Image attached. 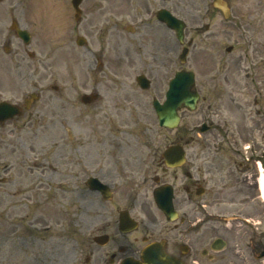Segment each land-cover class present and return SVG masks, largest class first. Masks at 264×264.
<instances>
[{
	"label": "flooded vegetation",
	"instance_id": "obj_1",
	"mask_svg": "<svg viewBox=\"0 0 264 264\" xmlns=\"http://www.w3.org/2000/svg\"><path fill=\"white\" fill-rule=\"evenodd\" d=\"M52 1L60 6L61 25L72 31L71 40L83 35L87 37L86 42L91 41L92 47H84L81 54L91 66L99 62V68L91 69L104 76L113 72L115 36L118 41L135 47L139 56V61L134 60L130 65L125 61L128 66H147L142 48L158 46V22L153 21L156 14L150 7H145L146 15L140 18L143 27L138 32L134 27L133 31L126 28L133 39H123L122 33L115 34L114 15L119 12L115 8L125 5L123 0H81L78 15L74 0H29L31 11H19L21 15L15 17L17 8L13 7L11 20L16 18L23 27L30 28L22 20L30 24L33 14ZM232 1L227 0L228 17L220 9L213 10L211 0H188L177 8L178 14L187 21L191 53L198 50L202 63L206 62L205 55L213 57L207 39L219 35L223 38L221 48L216 52L213 50L218 54L219 71L215 74L219 76L207 83L208 86L219 84L217 139L220 152L209 158L189 150L182 165L167 168L163 156L158 154V118L154 129L151 119L147 118L151 105L148 106L144 98L135 97V108L126 115L118 114L120 125L127 127L120 129L121 134L98 130L103 133L99 137L104 141L98 140L90 165L93 174L112 189V197L105 199L95 190V197L82 201L84 211L80 214L74 246L57 251L59 246L51 247L49 237L36 240L33 230L27 228L22 231V236L14 238L16 242L11 250L4 248L6 240H0V264H125V261H128L126 264H149L143 253L153 258L154 264H264V199L260 180L264 174V99L258 92L264 86L262 89L253 86L254 109L248 106L243 109L242 103L243 96L250 91L249 85L258 83L251 74H264L258 71L260 67L264 68V34L255 37L257 18L252 23ZM216 13L222 17V22L219 32L214 29L215 34L210 33V28L214 25L212 14L215 16ZM5 14L0 11L1 47L4 42L11 45L12 41L10 36L3 41L6 35L1 28ZM7 50L13 65L5 64L0 53V72L2 68L10 67L17 74H24L26 63L22 54L28 49L13 50L9 46ZM193 58L198 62L197 54ZM243 74L250 76L247 78ZM261 80L264 85V76ZM200 89L202 93L207 88L202 86ZM11 93L14 100L9 98L10 102L20 104L16 86L11 87ZM155 97L158 98V81L155 82ZM93 106L100 111L102 103L96 102ZM32 107L23 110L20 116L0 122V138L5 145L16 147L11 139L20 119L24 125L33 119ZM110 108L108 103L107 110L97 114L98 121L109 119ZM210 125L214 126L213 123ZM195 138L192 134L180 135L175 142L194 148ZM247 141L253 142L252 150L243 149ZM201 156L206 159L203 166L196 161ZM5 180L0 176V183ZM163 184L172 187L176 212L172 220L154 198L155 190ZM198 190L204 193L209 190L215 199L222 198L224 191H234V199L230 202L236 204V214H198ZM208 202L210 200H205L203 206L208 207ZM147 247L148 251H145ZM36 248L38 252H35ZM51 249L56 251L51 252Z\"/></svg>",
	"mask_w": 264,
	"mask_h": 264
},
{
	"label": "rangeland",
	"instance_id": "obj_2",
	"mask_svg": "<svg viewBox=\"0 0 264 264\" xmlns=\"http://www.w3.org/2000/svg\"><path fill=\"white\" fill-rule=\"evenodd\" d=\"M123 1H125V5H116L115 10L119 12H115L114 15L115 26L113 31L115 34H124L123 39H127V37L131 38L132 35L125 29V26L145 16L144 7L150 6L152 10H157L166 6L174 11L176 3L180 0ZM28 2L29 0H2L0 2V9H2L0 11L6 13L1 28L6 35L3 41L10 36L12 40L10 46L13 50H22L24 46L22 41L15 36V33L8 29L11 10L13 7L17 8L16 17L21 15L22 10L24 13H28L31 11L28 8ZM233 2L244 11L252 12L254 9L261 12L264 9V0H233ZM43 8L40 9L39 13L33 14L30 24L27 20H22L24 25L29 26L30 30L34 32V39L29 46L25 47L35 52V57L30 58L25 52L24 55L22 54L26 63L24 68L26 74H17L10 67L2 68L0 72V79L8 81L9 88L12 86L13 78L17 77L20 82L17 88L18 94L24 90H37L45 97L44 100L42 97L38 105L33 108L36 115L40 114L38 120L34 119L32 123L26 126L19 125L16 129L11 142L15 139L17 147L12 144L5 145L0 138V167L3 169L0 168V174L7 173V176L10 175V178L14 180V182L3 184L0 187V240L1 242L6 240L3 246L10 250L14 248L13 243L16 242H14V238L22 236L21 230H25L26 226H30V229L34 231L36 240L43 236L46 238L49 236L51 247L66 243V247L69 249V246L74 244L75 226L80 218L76 216V212H80L82 208L81 200L84 196L86 199L94 197L93 193L82 182L90 173H93L90 168V161L97 150L98 140L104 141L103 137H99L98 130L100 128L105 131L108 130V124L105 120L98 121L96 116L93 118L90 107L83 106L79 102L78 96L85 90L84 86L89 88L96 86L101 92L106 91V93L109 92L110 87H113L115 92L110 94L113 97L112 103L115 107L120 106V108H112V112L115 113V122L117 112L135 107V97L130 92L135 90L136 97L140 98L144 94V98L149 102L155 91L154 81L158 80V98L163 100L169 80L175 71L190 66L189 61L181 63L179 60L182 46L177 41L175 34L158 21V47L146 46L142 48L147 57L152 51L155 54L152 65L147 66L148 75L153 80L150 89L152 91L135 89L136 66L132 68L129 66L128 71L126 68L134 63L135 57L139 56L134 51L135 47L126 44V42L118 41L117 36H115L113 44L114 56L112 57L113 70L115 69L117 74L113 76L110 72L109 76H104L99 72V78L102 79V82L97 85L96 77L86 78L90 72L82 69L83 64L79 60L83 56L80 53L83 48L78 47L73 41H69L72 31L67 28L64 29L61 25L60 6L52 1L44 5ZM135 25L137 26V23ZM214 26H216L215 30L219 32L220 25ZM213 29L214 27L210 33L212 31L215 33ZM137 30L139 31V29ZM206 44L214 56L213 50L217 51L221 48L223 38L221 35L213 36L207 39ZM89 47H92L91 41ZM0 53L6 60L4 61L5 64L13 65L9 59L11 55H7L1 46ZM196 54L198 55L199 68L196 66L195 68L198 72L199 83L207 89L203 91L194 110H181L182 120L177 129L160 127L158 124V153L178 135L186 136L189 134L200 137L195 139V147L190 148V152L193 154H206L210 158L221 150L219 141L215 140L219 134V128L216 124H214L213 129L198 134L199 128L205 120L209 121L210 118H213L217 121L215 118L218 117L220 108L219 84L207 86L203 83L216 75L219 76V74H215L218 70L215 72L213 69L218 66V58L213 57L211 64H207L200 61L202 57L199 56L198 50L193 55ZM206 56L205 61L207 60ZM125 60L128 65L125 64ZM258 71L264 72V68L260 67ZM123 74H126V77ZM253 76L259 80L264 74H253ZM123 84L124 91L119 95L118 92H121ZM55 85H58L59 89L56 90ZM258 86L262 87L261 84ZM208 87H215V89L210 90ZM258 92L262 94L259 97L262 96L264 99V89ZM8 96V94H4L2 98ZM253 96V90L251 94L244 95L243 99L246 100L244 103L251 105ZM149 117L151 121L155 119L152 111H150ZM111 124L114 126V123ZM146 124L149 125L147 122ZM69 132L73 134V138L69 137ZM15 157L16 164L12 167L10 163ZM205 160L203 156L196 159L202 166ZM6 170L7 172H5ZM76 181L82 183L83 186L81 184L77 186ZM24 193L27 196L25 198H23ZM234 195V191L227 190L221 194V197L230 198ZM211 198V201L219 200L215 199L214 196ZM222 208L217 204V207L211 208L210 211L217 212ZM228 209H232V207L229 206ZM38 244L42 245V243ZM56 249L57 251L60 250L57 247ZM38 251L36 248L35 252ZM50 251L56 250L51 249Z\"/></svg>",
	"mask_w": 264,
	"mask_h": 264
},
{
	"label": "water",
	"instance_id": "obj_3",
	"mask_svg": "<svg viewBox=\"0 0 264 264\" xmlns=\"http://www.w3.org/2000/svg\"><path fill=\"white\" fill-rule=\"evenodd\" d=\"M159 17L161 20H165L169 25L179 26V23L174 19V17L162 10L159 12ZM179 31H181V26H179ZM22 35L23 33L20 32ZM140 81L144 86L145 81L140 78ZM194 85L193 74L189 72H179L176 77L171 82L170 91L168 92V98L164 104H158V113L161 123L174 126L178 123L179 117L176 114V108L182 106L183 103L190 104L191 107H195V102L198 94L192 90ZM181 148L178 146L170 147L169 151H180ZM181 156V155H179Z\"/></svg>",
	"mask_w": 264,
	"mask_h": 264
},
{
	"label": "bare ground",
	"instance_id": "obj_4",
	"mask_svg": "<svg viewBox=\"0 0 264 264\" xmlns=\"http://www.w3.org/2000/svg\"><path fill=\"white\" fill-rule=\"evenodd\" d=\"M261 180H262V187H263V193H264V175H262Z\"/></svg>",
	"mask_w": 264,
	"mask_h": 264
}]
</instances>
